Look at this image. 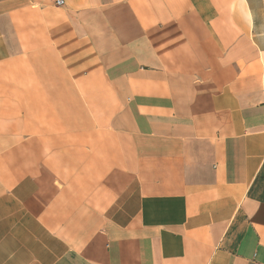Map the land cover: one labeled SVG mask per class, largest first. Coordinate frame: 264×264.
<instances>
[{"label":"crops","instance_id":"1","mask_svg":"<svg viewBox=\"0 0 264 264\" xmlns=\"http://www.w3.org/2000/svg\"><path fill=\"white\" fill-rule=\"evenodd\" d=\"M0 0V264H264V0Z\"/></svg>","mask_w":264,"mask_h":264},{"label":"built area","instance_id":"2","mask_svg":"<svg viewBox=\"0 0 264 264\" xmlns=\"http://www.w3.org/2000/svg\"><path fill=\"white\" fill-rule=\"evenodd\" d=\"M55 3H56L57 5H61V4L63 3V1H62V0H56Z\"/></svg>","mask_w":264,"mask_h":264}]
</instances>
